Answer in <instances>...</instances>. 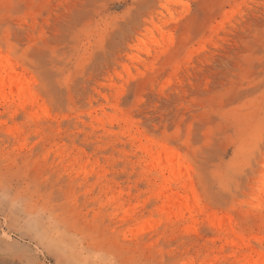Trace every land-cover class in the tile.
<instances>
[{
  "label": "rangeland",
  "instance_id": "374dc122",
  "mask_svg": "<svg viewBox=\"0 0 264 264\" xmlns=\"http://www.w3.org/2000/svg\"><path fill=\"white\" fill-rule=\"evenodd\" d=\"M2 60L0 264H264V0H0Z\"/></svg>",
  "mask_w": 264,
  "mask_h": 264
},
{
  "label": "bare ground",
  "instance_id": "6f19581e",
  "mask_svg": "<svg viewBox=\"0 0 264 264\" xmlns=\"http://www.w3.org/2000/svg\"><path fill=\"white\" fill-rule=\"evenodd\" d=\"M16 75L14 68L7 61L2 60L0 64V89L6 87V80H9L7 86L10 89H16V91L23 90L21 83L22 80H14L13 77ZM172 155V153H170Z\"/></svg>",
  "mask_w": 264,
  "mask_h": 264
},
{
  "label": "clouds",
  "instance_id": "9594fccd",
  "mask_svg": "<svg viewBox=\"0 0 264 264\" xmlns=\"http://www.w3.org/2000/svg\"><path fill=\"white\" fill-rule=\"evenodd\" d=\"M81 264H89L88 260H83ZM112 264H117V261L115 259L112 260Z\"/></svg>",
  "mask_w": 264,
  "mask_h": 264
}]
</instances>
